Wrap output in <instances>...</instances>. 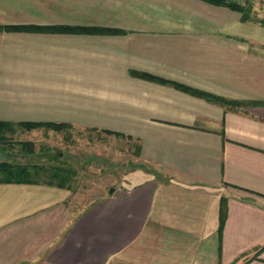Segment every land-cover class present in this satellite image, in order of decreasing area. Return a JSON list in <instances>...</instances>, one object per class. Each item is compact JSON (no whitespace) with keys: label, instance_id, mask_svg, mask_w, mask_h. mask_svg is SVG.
I'll use <instances>...</instances> for the list:
<instances>
[{"label":"crops","instance_id":"crops-1","mask_svg":"<svg viewBox=\"0 0 264 264\" xmlns=\"http://www.w3.org/2000/svg\"><path fill=\"white\" fill-rule=\"evenodd\" d=\"M248 3L244 21L203 0H0V121L118 132L148 166L79 208L45 173L0 182V264H264V0Z\"/></svg>","mask_w":264,"mask_h":264},{"label":"rangeland","instance_id":"rangeland-1","mask_svg":"<svg viewBox=\"0 0 264 264\" xmlns=\"http://www.w3.org/2000/svg\"><path fill=\"white\" fill-rule=\"evenodd\" d=\"M243 2L249 4V0ZM79 125L70 124L59 130L40 126L26 129L29 132H22L25 128L14 125L0 140V161L70 168L75 208L126 184L140 168L148 169L135 155V141ZM22 141L33 144L35 155L22 148L19 144ZM50 154L56 156L55 160L45 161ZM60 157H66V164Z\"/></svg>","mask_w":264,"mask_h":264},{"label":"trees","instance_id":"trees-1","mask_svg":"<svg viewBox=\"0 0 264 264\" xmlns=\"http://www.w3.org/2000/svg\"><path fill=\"white\" fill-rule=\"evenodd\" d=\"M207 3L217 5V6H224L229 9L238 11L241 13L242 20H248L250 8L238 3L234 0H203ZM5 29L9 30H20V29H32V30H56V31H66V32H78V33H89V34H112V33H119L118 30L108 29V28H101V27H40V26H5ZM143 78L160 82L162 84H168L178 90L183 92L189 93L196 97L202 98L210 103L217 104L224 108H236L238 106L245 105V102L228 99L219 95L212 94L207 91H203L188 85H184L182 83H178L171 80H166L160 77H156L149 74H141ZM20 126L25 129H32L35 127H49L55 130L63 129L64 127H69L66 123H32V122H21V123H10V122H1L0 121V140L5 136L7 131H11L12 127ZM106 134H113L119 137H125L126 139H130L129 136L118 132H112L109 130L102 131ZM22 148L25 150L31 151L32 150V143L30 142H20L19 143ZM41 173L47 174L50 178V181L56 182L57 186L71 188V175L73 171L70 168H66L65 166H41V165H33V164H23V163H10L7 161H0V182H8V183H29L33 182L35 178L40 176ZM225 209L223 206V201L220 204V211H219V227L218 231L221 230V226L224 220Z\"/></svg>","mask_w":264,"mask_h":264}]
</instances>
